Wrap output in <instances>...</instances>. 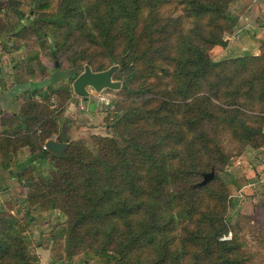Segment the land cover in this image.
Wrapping results in <instances>:
<instances>
[{"label": "trees", "instance_id": "obj_1", "mask_svg": "<svg viewBox=\"0 0 264 264\" xmlns=\"http://www.w3.org/2000/svg\"><path fill=\"white\" fill-rule=\"evenodd\" d=\"M232 1L32 0L37 25L54 37L51 54L67 62L70 78L85 68L115 67L112 77L126 71L123 85L116 80L124 93L116 110L123 111L106 116L119 139H65L63 152L52 153L44 145L58 135L57 117L49 97L34 99L35 87L24 90L31 96L12 123L0 126V165L8 168L28 147L30 164L15 172L25 204L65 215L54 238L70 259L83 255L73 264L248 261L226 219L235 183L215 171L230 159L224 135L238 145L264 144V52L210 58L236 22ZM20 2L0 0V10L22 16ZM47 157L53 169L38 175L35 164ZM210 171L213 178L199 185ZM14 204L0 211V264H38L14 227Z\"/></svg>", "mask_w": 264, "mask_h": 264}, {"label": "rangeland", "instance_id": "obj_2", "mask_svg": "<svg viewBox=\"0 0 264 264\" xmlns=\"http://www.w3.org/2000/svg\"><path fill=\"white\" fill-rule=\"evenodd\" d=\"M234 2L235 0L230 3L228 12L237 19L232 27L223 32L226 44L215 45L208 52L215 62L229 57L264 52V17L258 16L260 22L257 26L255 17L252 16L250 21L253 24L242 27L243 20L238 15L242 6L236 7ZM18 11L22 16L11 8L0 10L1 23L5 24L0 28L1 89L20 81H34L35 88L38 89V96H34V99L43 100L44 96L49 97L50 107L54 109L59 125L58 135L64 128L69 136L68 141L83 139L91 144L92 135H108L119 139L117 131L108 123L110 121H106V116L114 111H123L116 110L117 104L124 97L123 88H102L95 91L93 87L87 86L86 96L75 93L74 80L66 72L67 62L62 57L57 59L51 54L54 37L48 26H39L36 23L32 0H21ZM125 77L126 71L119 68L112 79L119 80L123 85ZM30 96V91L19 93L14 102V109L17 111L22 102ZM10 115L12 114L0 110V126L2 123H12L14 118ZM58 135L51 138L56 139ZM221 140L230 154V159L223 171L216 169L215 175L225 183L233 180L236 186V193L229 196L230 206L226 219L241 243L242 255L248 256L246 264H264V150L252 152V148L258 147H252L250 144L238 145L225 135ZM22 148L26 150V154L31 155L28 147ZM18 151L8 168L0 165V211L7 210L9 205L15 203L12 212L17 221L14 227L20 230L24 238L23 243L31 255H36L31 249L41 246L40 255L50 250L46 258H50L48 264L77 263L83 255L76 254L70 259L65 254L64 241L54 238V232L66 219L65 215L59 210L40 211L25 204L24 180H19L15 175V164L20 159ZM52 169L53 161L47 157L36 162L34 172L48 176ZM11 171L14 175L10 178ZM249 180H253L258 188L252 187L255 189L252 193L242 192V184ZM6 187H12L14 191L5 195ZM257 195H260L259 199L255 198ZM242 197L246 199L243 200ZM27 206L30 211L26 214L24 211ZM231 237L232 231L222 236L223 239Z\"/></svg>", "mask_w": 264, "mask_h": 264}, {"label": "crops", "instance_id": "obj_3", "mask_svg": "<svg viewBox=\"0 0 264 264\" xmlns=\"http://www.w3.org/2000/svg\"><path fill=\"white\" fill-rule=\"evenodd\" d=\"M234 3H235L236 7L242 6V8L238 11V15H239L240 19L243 20L242 27H248L249 24H253L250 21L252 16L255 17L254 22H256L257 26H258V23L260 22V19L258 18V16L261 17V15H262L264 17V0H235ZM231 12H233V10H231ZM254 48L256 49L257 47H254ZM34 87H36V83H34V81H31V80L14 83L13 85H11V84L6 85V86L2 87L3 89H1V86H0V110L2 112H9L13 115L16 111L14 109L15 108L14 102H15L16 96L19 93H21L22 91L28 90V89L34 88ZM62 131L64 132V136H68V133L65 131L64 128L62 129ZM260 150H264V146H260L258 148H252L251 149L252 152H260ZM26 153L27 152L24 148H22L18 151V156L20 155V159L15 164V170L21 169V168L28 166L30 164L32 157H31V155L26 154ZM13 175H14V172H12V171L9 172L10 178ZM0 181H1V179H0ZM254 186L257 187L256 183L253 180L244 181V183L242 184L241 190H242V192H245V193H250V192L252 193L255 190V189H252V187L254 188ZM5 189H6V190H4L5 195L14 191V189L12 187L11 188L6 187ZM259 197H260V195L259 196L257 195L255 198L259 199ZM262 198H264V195L262 196ZM242 199L244 200L246 198L242 197ZM31 250H32V252H34L38 256V258H39L38 264H48L49 263L50 258H48V259H46V258H47V256H49L50 250L46 249L47 252L44 253L43 255H40L41 246L35 247ZM43 251L45 252V249Z\"/></svg>", "mask_w": 264, "mask_h": 264}, {"label": "water", "instance_id": "obj_4", "mask_svg": "<svg viewBox=\"0 0 264 264\" xmlns=\"http://www.w3.org/2000/svg\"><path fill=\"white\" fill-rule=\"evenodd\" d=\"M55 64L57 65V62H55ZM114 70L115 67H111L104 71L93 72L89 68H85L73 82L74 92L78 95L86 96L88 94L87 86L93 87L95 91H99L102 88H119L120 82L112 79ZM65 139H68V136H64V132L61 131L56 139L50 138L46 140L45 147L52 153L61 154L67 145L64 141ZM213 176V171L204 173L203 179L199 182V185L206 184Z\"/></svg>", "mask_w": 264, "mask_h": 264}, {"label": "built area", "instance_id": "obj_5", "mask_svg": "<svg viewBox=\"0 0 264 264\" xmlns=\"http://www.w3.org/2000/svg\"><path fill=\"white\" fill-rule=\"evenodd\" d=\"M44 148H46L45 145H44ZM224 238H225V237H224ZM222 239H223V238H222Z\"/></svg>", "mask_w": 264, "mask_h": 264}]
</instances>
